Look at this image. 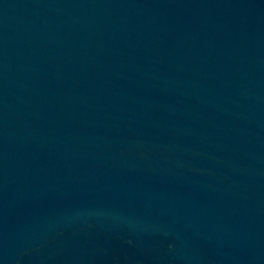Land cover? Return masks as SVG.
Wrapping results in <instances>:
<instances>
[{
    "label": "water",
    "instance_id": "1",
    "mask_svg": "<svg viewBox=\"0 0 264 264\" xmlns=\"http://www.w3.org/2000/svg\"><path fill=\"white\" fill-rule=\"evenodd\" d=\"M0 264H264V0H0Z\"/></svg>",
    "mask_w": 264,
    "mask_h": 264
}]
</instances>
